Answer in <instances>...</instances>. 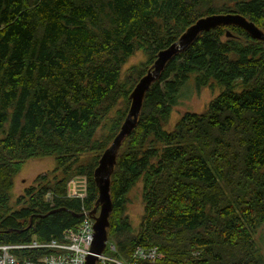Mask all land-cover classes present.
<instances>
[{
    "label": "trees",
    "instance_id": "1",
    "mask_svg": "<svg viewBox=\"0 0 264 264\" xmlns=\"http://www.w3.org/2000/svg\"><path fill=\"white\" fill-rule=\"evenodd\" d=\"M213 2L0 0V244L59 239L94 207L93 170L132 89L198 18L237 13L264 32V0ZM136 51L144 59L122 72ZM188 80L216 94L167 128ZM46 156L53 166L12 199L22 164ZM74 176L86 178L82 198L66 195ZM137 183L133 226L126 195ZM109 195L107 241L126 264H264L254 239L264 222V40L217 25L175 53L118 146ZM136 247L158 256L132 258Z\"/></svg>",
    "mask_w": 264,
    "mask_h": 264
},
{
    "label": "water",
    "instance_id": "2",
    "mask_svg": "<svg viewBox=\"0 0 264 264\" xmlns=\"http://www.w3.org/2000/svg\"><path fill=\"white\" fill-rule=\"evenodd\" d=\"M230 24L243 28L252 38L264 40V32L240 14L217 13L198 18L193 24L187 27L183 33L180 34L175 42L171 43L168 47L157 53V57L151 68H149L146 73L140 77L132 89L129 95L130 105L125 119L123 120L110 145L101 153L97 166L93 170V180L98 190L94 207L89 211V214L93 218V241L91 251L94 254H99L103 250L105 241L107 240L106 226L108 225V214L112 208L109 195V177L113 170L117 149L123 137L131 131L136 123L145 90L148 88L149 84L157 78L166 62L175 53L180 50H184L199 32L208 30L217 25ZM226 34L229 35V33ZM76 215L79 216L80 214ZM95 260V255H88L86 264H94Z\"/></svg>",
    "mask_w": 264,
    "mask_h": 264
},
{
    "label": "built area",
    "instance_id": "3",
    "mask_svg": "<svg viewBox=\"0 0 264 264\" xmlns=\"http://www.w3.org/2000/svg\"><path fill=\"white\" fill-rule=\"evenodd\" d=\"M69 184H73L70 181ZM80 189L74 190L71 197L82 198L84 194ZM93 241V218L89 211L82 210L80 220L73 228H67L59 239L39 241L32 239L25 243H1L0 264H86L88 255H95L94 264H126L116 257L105 252L108 251L107 240L99 254L91 251ZM111 252L114 247L110 244ZM132 258L153 259L158 254L155 248L144 250L136 247Z\"/></svg>",
    "mask_w": 264,
    "mask_h": 264
},
{
    "label": "rangeland",
    "instance_id": "4",
    "mask_svg": "<svg viewBox=\"0 0 264 264\" xmlns=\"http://www.w3.org/2000/svg\"><path fill=\"white\" fill-rule=\"evenodd\" d=\"M229 0H214L213 5H217L221 2H227ZM144 59V55L141 51L134 52L122 66V72L129 67L130 65L136 64ZM216 94V90H211L207 87H202L200 89H195L192 81L188 80L187 83L181 88L180 97L178 102L173 107L167 128H170L174 121L181 115L184 111H193V112H202L209 100ZM53 166L51 157L46 156L41 159L35 160H26L14 177V185L12 189V196L14 199L17 195H20L24 192V189L31 184H33V179L49 170ZM70 181H73V184H69ZM81 192L85 195L86 192V178L85 176H74L67 180L66 182V195L69 196L74 192V190L80 189ZM69 194V195H68ZM127 204H126V214L133 226H136L140 219V214L142 212V203L140 196V183L135 184L127 193ZM254 239L257 246L260 249V252L264 255V222L260 224L257 228ZM108 242V241H107ZM110 244L107 243L108 251L107 254L112 255L110 250ZM115 257V256H114Z\"/></svg>",
    "mask_w": 264,
    "mask_h": 264
}]
</instances>
